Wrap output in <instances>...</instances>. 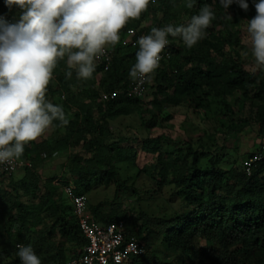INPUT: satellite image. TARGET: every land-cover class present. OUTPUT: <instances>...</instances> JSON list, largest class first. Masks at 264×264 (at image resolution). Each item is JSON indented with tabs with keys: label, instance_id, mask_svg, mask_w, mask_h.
Wrapping results in <instances>:
<instances>
[{
	"label": "trees",
	"instance_id": "16d2710c",
	"mask_svg": "<svg viewBox=\"0 0 264 264\" xmlns=\"http://www.w3.org/2000/svg\"><path fill=\"white\" fill-rule=\"evenodd\" d=\"M246 2L247 11L235 2L225 10L220 0H151L140 19L130 20L121 31L126 44L108 47L112 58L106 70L95 60L92 76L82 79L76 69L68 68L67 56L57 62L46 100L62 106L68 123L53 121L45 135L24 146L20 158L30 166L21 168L20 178L0 172V264H21L19 245H31L41 264H64L82 253L87 240L73 205L53 183L58 175L43 177L37 170L60 153L66 159L59 176L73 183L74 194L85 196L88 214L101 224L122 220L125 235H134L143 246L142 254L122 264H264V159L251 165L250 174L243 168L244 158L255 150L241 160L240 169L223 167L208 146L197 149L187 144L169 153L162 149V134L130 136L113 123L136 113L140 126L149 130L172 117L166 106H180L185 108L184 120L211 141L218 136L226 139L253 123L260 139L264 137V73L259 67L252 71L244 66L241 49L246 47L239 29L256 15L258 0ZM204 6L215 18L193 47L168 36L171 56L149 78L147 105L123 94L97 100L99 91L126 87L131 80L140 35L150 34L153 27L186 25ZM2 13L17 24L23 10L0 0ZM69 71L71 77L66 75ZM246 100L253 110L250 117L241 114ZM138 150L151 154L152 160L137 172L149 176L159 189L168 187L178 200L176 205L167 200L170 213L152 214L122 202L129 189L137 196L135 202L141 199L117 167L134 163ZM110 182L111 200L88 202V192Z\"/></svg>",
	"mask_w": 264,
	"mask_h": 264
},
{
	"label": "clouds",
	"instance_id": "9594fccd",
	"mask_svg": "<svg viewBox=\"0 0 264 264\" xmlns=\"http://www.w3.org/2000/svg\"><path fill=\"white\" fill-rule=\"evenodd\" d=\"M4 2L23 10L17 24L0 17V164H11L22 156L25 145L45 135L53 121L68 123L62 106L46 100L57 62L67 56L69 69H76L79 78H90L95 60L120 42L121 31L130 20L140 19L151 0ZM234 2L248 10L246 0H220L225 10ZM255 10L247 24L248 42L255 64L264 68V0L255 3ZM214 18L210 7L204 6L186 25L153 27L137 41L130 77L144 83L159 68L169 35L182 38L191 48L206 35ZM66 75L71 77L72 72ZM17 255L21 264H41L31 245H19Z\"/></svg>",
	"mask_w": 264,
	"mask_h": 264
},
{
	"label": "rangeland",
	"instance_id": "374dc122",
	"mask_svg": "<svg viewBox=\"0 0 264 264\" xmlns=\"http://www.w3.org/2000/svg\"><path fill=\"white\" fill-rule=\"evenodd\" d=\"M145 23H149V20L146 19ZM247 24L248 20L244 21L239 28L241 31V42L246 47V49H241V55L242 53H247V56L242 55L243 64L247 69L253 71L258 66L255 64L252 49L248 42ZM259 70L264 73V68H259ZM147 97L148 98L142 102L144 105H147L148 101L151 99V96L148 95ZM233 98L234 97H231L230 99L233 100ZM240 106L241 105L239 104H234L235 108H239ZM250 108L249 101L246 100L242 105L241 114L250 117L253 115L251 113L253 110H250ZM166 111L172 113V117L164 124L159 123L157 126L149 130H144L140 126V118L136 113L128 116L117 117L113 121L114 127L116 130L119 129L122 133H126L130 136L136 135L142 137L146 135L153 136L162 134V149L169 153H175L176 149L179 147L185 148L187 144H192V146L197 149H204L205 146H208L210 153H214L217 156V163L219 165L223 167L233 165L238 169L241 167V160L246 155L256 150L261 137L257 133V125L253 123L250 126L245 125L235 134H231L230 137L226 139L219 138L218 136L215 140L211 141L203 136L199 127H197L193 122L191 123L188 119L184 120V107L166 106ZM65 157L66 156L62 157L61 163L66 159ZM151 160V154H146L141 150H138V155L134 163L126 162L117 164L120 176L122 178H127L128 184L133 183L141 197L138 202H135L137 196L131 191V189H129L126 192V196L123 197L122 202L128 205L133 204L135 207L139 206L146 212L152 214L160 212L163 213V211L170 213L172 208L167 203V200L173 199L174 205L178 203V200L170 195L168 187L163 186L159 189L157 183L149 176H146L145 173H140V171L137 172L139 167L151 162ZM49 170L50 168L46 170L47 173L52 174L51 170L50 172ZM21 175L22 169L15 170L13 172V176L15 178H20ZM57 175H59V173ZM86 196L88 202L93 204L97 201L111 200L114 196L113 182L108 183V185L99 183L90 192H88Z\"/></svg>",
	"mask_w": 264,
	"mask_h": 264
},
{
	"label": "built area",
	"instance_id": "2783aa9c",
	"mask_svg": "<svg viewBox=\"0 0 264 264\" xmlns=\"http://www.w3.org/2000/svg\"><path fill=\"white\" fill-rule=\"evenodd\" d=\"M0 17L8 24L13 23L12 19L7 14H0ZM146 34H142L144 36ZM126 37L120 35V42L122 45L126 44ZM171 56L168 44L161 53V62L167 61ZM111 52L107 47L103 56H100L96 61L102 64L103 70H106L111 62ZM149 78H146L144 83H140L139 79L131 80L126 87L115 88L111 91H99V101L106 102L115 99L119 94L128 97H138L143 100L147 99L146 89ZM63 97V94L62 96ZM264 159V137L259 140L257 149L243 160L244 172L250 174L251 165L259 160ZM24 166H30V162L26 159L19 158L14 160L11 164H0V172L6 175L11 174L17 169ZM53 183L62 187L63 192L68 197V200L73 205V214L87 243L84 245L82 253L64 264H122L130 256L140 255L144 248L139 243L134 235L126 236L124 232V223L122 220L117 222H110L108 224H101L96 221L86 209V199L82 194H74V185L70 180L62 179L59 175L53 179Z\"/></svg>",
	"mask_w": 264,
	"mask_h": 264
},
{
	"label": "crops",
	"instance_id": "0c3cea01",
	"mask_svg": "<svg viewBox=\"0 0 264 264\" xmlns=\"http://www.w3.org/2000/svg\"><path fill=\"white\" fill-rule=\"evenodd\" d=\"M64 153H60L58 156L53 159L45 160L37 170L41 173L43 177H54L61 171V159ZM51 170L52 174L47 173V169ZM49 170V172H50Z\"/></svg>",
	"mask_w": 264,
	"mask_h": 264
}]
</instances>
